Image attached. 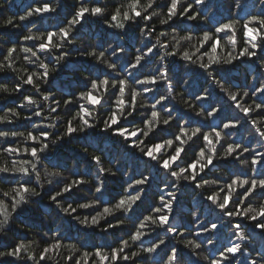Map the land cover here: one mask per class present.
I'll return each mask as SVG.
<instances>
[{
    "label": "snow or ice",
    "instance_id": "snow-or-ice-1",
    "mask_svg": "<svg viewBox=\"0 0 264 264\" xmlns=\"http://www.w3.org/2000/svg\"><path fill=\"white\" fill-rule=\"evenodd\" d=\"M34 3L37 6L30 5L25 14L4 19L0 27L19 28L23 25L27 28L26 21L33 26L40 22L29 18L59 16L58 8L62 5L54 7L51 0H34ZM203 4L204 0H119L109 10L106 4L97 0H79L78 6L72 5L59 23L51 25L52 30L37 27L33 32L28 28L27 34L22 32L15 44L0 42V74L14 77L11 88L7 82H0V93L9 96L20 94L16 99L22 101L9 106L5 114L0 115V124L11 125L21 119L30 122L25 131L0 129V216H3L0 231L6 233L11 227L15 219L13 214H42L40 203L46 199L49 209L59 210L63 216L75 220L82 229L93 233L99 229L102 234L113 237L111 244H94L85 248L80 242L64 243L58 232L46 234L48 238H41L43 246L37 245L39 251L35 254V240L17 242L0 250V264H13V261L17 264H61V261L62 264H148L149 257L153 264H181L182 256L176 247L170 246L171 239L176 236L186 239V232L199 238L204 233L218 231L216 222H210V227L202 224L201 231L194 233L190 229L182 232L173 226L170 215L175 214V204L179 199L175 192L164 193L161 189L157 202L145 204V186H151L149 175L141 173L139 178L124 181L127 187L123 188V193L118 198L112 197L105 206V181L109 177L117 178L118 167L115 170L105 168L102 156L92 154L87 173H75L69 180L63 176L59 163L50 159L57 153L62 154L66 145L74 146L81 139L101 133L123 141L125 148L133 152L138 150L142 158L152 162L153 167L162 169L171 178L166 187L175 188L186 182L195 189H202L205 185L216 184V180L210 181L205 176L206 170L217 163L232 161L253 173L257 172V166L264 168V152L250 149L242 140L227 142L225 147L226 138L232 130H238L244 124L249 125L259 137V142L264 144V82L251 92L243 91L241 95L228 91L221 80L216 79L219 71H230L234 61L241 58L264 60V56H257V49L264 51V12L241 24L246 46L236 54L229 50L222 59V38H217V34L231 33L229 41L235 47L234 21L220 23L214 32L200 29L203 34L196 39V43L192 42L193 36L187 34H173L168 43L160 39L167 38L169 33L157 31V21L161 26L171 27L178 19L187 20L198 27L200 13L193 14L194 5ZM259 4L264 5V0H259ZM16 19L20 24L15 23ZM101 22L105 25L106 34H109L108 30H114L111 34L116 40L129 30H138L143 46L134 53L115 41H104L107 47L89 44L78 48V38L84 41L81 29L85 24ZM181 31L186 32L187 29ZM154 36L156 40L152 43ZM185 45L194 51L186 50ZM160 49H163L162 55ZM74 51L93 62L96 74L90 70L88 75L83 76V87L78 89V94L73 92L68 98L61 96L57 99L52 88L53 74H58L57 66L63 68ZM177 56L180 61L207 74L225 93L231 102L230 107L245 118L244 124L237 115L221 120L222 129L216 127L204 131L202 127L180 124L177 119L178 131L168 133L174 118L172 109L165 103L169 96L159 93V86H166L171 93V61L168 66L164 61L166 58L174 60ZM154 60L158 66L147 71ZM18 61H22L20 67H16ZM184 83L189 81L184 80ZM135 85L141 86V91H137ZM144 93H153L154 102L140 103L138 97ZM249 95L258 97V102L254 100L252 105H248L247 101L240 102ZM206 98L199 94L195 97L201 101ZM141 109L145 111L141 113ZM219 111L211 107L196 115L206 113L207 117H215ZM253 113L260 119L252 118ZM138 115L140 119L137 123ZM38 120L47 122L40 123ZM189 141L198 150H194L192 160L184 161L185 166H180ZM83 150L88 153L86 147ZM246 154L251 155L250 160ZM4 184L8 185L7 189L3 188ZM80 193L83 195H79L73 203L67 202V196ZM253 198L257 201L256 207L250 206ZM204 199L213 206V211H219L222 219H227L232 234L245 243L225 245L223 249H217L218 256H204L202 259L207 264H235L236 258L240 257L239 264H264V252L257 259L245 251L250 237L240 222L248 221L254 231L264 234V172L248 175L246 171H238L229 176L219 191L213 190ZM142 204L145 207L137 214ZM129 223L131 227L126 232L127 238L118 236V230L126 228ZM145 237L150 238L147 246L144 245ZM205 242L214 247L211 235L199 242L186 239L183 244L189 251L186 264H198L201 259L198 251ZM65 250L69 254L65 255ZM161 250L163 255L157 260ZM192 256L197 259L193 260Z\"/></svg>",
    "mask_w": 264,
    "mask_h": 264
},
{
    "label": "trees",
    "instance_id": "trees-1",
    "mask_svg": "<svg viewBox=\"0 0 264 264\" xmlns=\"http://www.w3.org/2000/svg\"><path fill=\"white\" fill-rule=\"evenodd\" d=\"M78 2L79 0H51L52 6L54 7L62 5L58 8L59 16L52 15L50 17L29 18L30 20L38 19L40 22L33 26L26 21L24 23L27 24V28L23 25L19 28H13L11 26L8 28L0 27V42L11 41L12 44H15L22 32L27 34L28 28H31L33 32L36 31L37 27L41 28V30L44 28L52 30L51 25L59 23L68 13L72 5L75 4L78 6ZM97 2L106 4L109 10H111L114 4L119 3V0H97ZM30 5L33 7L37 6L34 0H0V22L9 17H18L19 15L25 14ZM194 9L195 11L193 14L200 13V19L197 22L198 27H194L193 23L187 20L180 21L178 19L171 27L161 26L157 21V31H166L169 33L167 38L161 37L160 39L168 43L172 40L173 34L177 36L187 34L192 35V42L196 43V39L203 34L200 29L214 32L215 27L219 26L220 23L234 21L236 24L235 47H233L229 41V35H231V33L229 35L217 34V38H222L221 48H223V51L220 52L218 49L220 58L222 59L227 55L229 50L233 51V54H236L243 46H246L241 31V24L246 22L253 15H260L264 12V5H260L259 0H204L202 6L194 5ZM157 11H160V9L157 8ZM15 23L20 24L18 19L15 20ZM181 29H187V31H181ZM113 31L114 30H108L109 34H106L105 25L102 22L85 24L81 29L84 41L81 42L78 38L77 47H86L89 44L97 45V47L103 44L104 47H107L104 41H115L116 43L123 44L129 52L134 53L137 48L143 46L140 42L138 30L136 32L129 30L126 34L121 36L119 40H116V37L111 34ZM155 40L156 37L154 36L152 38V43H155ZM185 49L194 51V49L187 45H185ZM160 53L161 55L163 54V49H160ZM41 55L44 56L46 54ZM257 56H264V51L257 49ZM158 59L157 57L156 60ZM205 59H207V57H205ZM170 61L172 71L169 75L171 77L172 91L168 93L166 86H159V93L169 96V99L165 103L172 109V117L174 118L173 126L168 129V133L178 131L175 123L177 119L180 124L189 127H202L204 131H211L212 128L216 127L222 129L221 120H226L227 117H235L237 115L240 116L241 123L244 124L245 118H243L242 114H239L235 108L230 107L231 102L228 100L225 93L220 91V88L208 78L207 74H204L193 65H188L180 61L179 56L174 60L172 58H166L164 61L165 66H168ZM21 65L22 61H18L16 67H20ZM157 66L154 60L146 70L151 71ZM90 70H93L94 75L96 74L93 69V62L78 55L77 52L74 51L63 68L57 66L58 74H53L55 77L52 82L53 94L57 99H60L61 96L68 98L73 92H77L78 94V89L83 87V76L88 75ZM13 79L14 77L11 75L0 74V82H7L10 88L13 86ZM216 79L221 80L228 91L238 92L241 95L243 91L251 92L255 87H258L264 82V60L257 58L247 60L246 58H241L240 61H234V66H231L230 71H219L216 75ZM184 80H188L189 83L185 84ZM135 87L137 91H141V86L135 85ZM152 87L154 90L156 89V86ZM197 94L206 96L207 98L203 101L197 100L195 99ZM19 95L20 94H16V96ZM16 96L0 93V115H4L9 106H14L22 102L17 100ZM138 100L140 103L144 104L154 102L153 93H144L138 97ZM254 100L258 102V97L249 95L248 97H244L240 102L244 103V101H247L248 105H252ZM45 107H47V105H45ZM211 107L219 109V115L215 117H207L206 113L201 116L196 115L197 112H203L204 109L210 110ZM144 111L145 109L140 110L141 113ZM252 118L260 119V117L255 116V113H253ZM139 119L140 116L138 115L136 117L137 123ZM38 122L46 123L47 121L38 120ZM27 127H30V122L23 121L22 119L11 125L0 124V129L3 130L25 131ZM129 127H131V124H129ZM153 139L159 138L153 137ZM232 140H242L250 149L264 152V144L259 142V137L254 134L251 127L247 124H244L243 127H239L238 130H232L231 135L226 138L225 147L227 146V142H231ZM85 147L88 149L87 154L83 150ZM185 147L187 152L186 154H182L183 160L180 162V166H185L184 161L192 160L194 158V150H198L196 145H192L191 141H189ZM217 147H219V145H217ZM166 151H168V149H166ZM92 154L102 156L104 160L103 166L105 168H112L115 170L118 167L120 169L117 178L109 177L105 181L107 184V189L103 196L105 206H108V202L112 197L118 198L123 193V188L127 187L124 181H131L133 178H139L140 174L143 173L149 175L151 180V186H145L147 192L146 197H144L145 204L157 202L159 195L162 194L160 191L161 189L164 190V193L172 191L177 194L179 199L175 204V214L170 215V223L180 231L183 232L186 229H190L194 233L196 231H201L202 224H207L209 227L210 222H216L218 224V231L211 234L204 233V235L199 238H194L193 235L187 232L185 233L186 239H196V242L205 240V237L209 235H211L214 241V247L208 245L206 242L202 245L201 249L198 251V255L201 257V259L198 260V264H207V261L202 259V257L218 256L219 252L217 249H223L225 245L231 243H245L232 234L227 219H222L218 210L213 211V206L204 199V196L212 194L213 190L219 191L220 187L228 180L229 176L238 171H246L248 175H259L261 172H264V168L257 166V172L253 173L250 169L241 168L240 165L232 161L217 163L214 167L206 170L205 176V178L210 181L216 180V184L205 185L202 189H195L186 182H182V186L178 185L175 188L166 187V184L171 178L168 177L162 169L153 167L152 162L148 161L146 158H142L138 150L133 152V150L125 148L123 141L101 133H96L88 139H81L74 146L71 144L66 145L62 150V154L57 153L54 157H50V159L53 163H59V169L62 170L63 176L70 180L75 173H87L90 156ZM246 155H248L250 160L251 155ZM121 185H123V187H121ZM7 187V184L3 185L4 189H7ZM197 193H203V195H197ZM79 195H83V193L67 196V202L73 203ZM221 195H223V193H221ZM165 198L167 199L168 197L165 196ZM250 206H257L255 198L250 202ZM144 207L145 205L142 204L141 207L137 209V214L142 212ZM54 208L55 206L53 205V209ZM40 212L42 214L39 215L32 213H25L23 215L13 214L15 219L12 221L11 227L8 228L6 233L0 231V250L17 242H31L35 240L36 244L33 245L35 250L33 254H35L39 251L37 245L40 247L43 246L40 243L41 238L47 239L48 235L56 232L61 235L64 243L70 244L73 242H80L84 244L85 248H91L94 244L103 246L111 244L113 241V237L110 234H102L99 229L94 233L91 230L82 229L75 220L63 216L59 213V210L49 209L46 199L40 203ZM0 219H3V216H0ZM240 222L244 224L245 231L250 237L249 241H247L245 251L250 252L253 258L259 259V254L264 252V234L259 231H254L248 221ZM130 227L131 224L129 223L126 228L118 230L117 235L127 238L126 232ZM186 239L176 236L175 239L169 241L170 246L176 247L181 254V264H186L189 258V251L183 247ZM149 243L150 238L145 237L144 245L147 246ZM67 254L69 253L65 250V255ZM162 255L163 250H161L160 255L157 256L156 259L159 260ZM191 258L193 260L197 259L196 256H192ZM57 259H59V257H57ZM240 259V257H237L235 264H239ZM13 264H17V262L13 261ZM148 264H153L151 257L148 258Z\"/></svg>",
    "mask_w": 264,
    "mask_h": 264
}]
</instances>
